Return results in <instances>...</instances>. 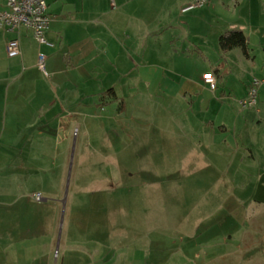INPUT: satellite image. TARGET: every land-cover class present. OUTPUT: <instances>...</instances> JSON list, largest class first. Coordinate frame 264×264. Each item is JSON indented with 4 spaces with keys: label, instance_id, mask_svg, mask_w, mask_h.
Listing matches in <instances>:
<instances>
[{
    "label": "crops",
    "instance_id": "0c3cea01",
    "mask_svg": "<svg viewBox=\"0 0 264 264\" xmlns=\"http://www.w3.org/2000/svg\"><path fill=\"white\" fill-rule=\"evenodd\" d=\"M104 1L48 0L52 24L46 35L47 44L38 43L31 30L22 29L12 34L0 31V169L20 168L28 170V176L36 165L44 171L46 167L41 165L45 164L46 150L51 151V147L56 151L63 148L65 154H69L74 143L73 134L77 132L88 139L91 148L99 149L97 147L103 145L102 148L111 149L117 140L123 139L125 148L127 146L124 144L138 134L134 133L139 128L129 124L135 122L143 125L150 137H157L162 142L163 139L167 141L166 137L172 133L177 138L175 153L190 154L191 161L200 160L205 167L225 162L226 169H230V163L234 161L238 169L246 171L253 167L261 171L251 201L264 206V155L254 140L258 134L252 131L255 121L245 111L239 112L235 108L236 102L231 100L230 93L233 90L227 81L233 75L228 56L239 48L225 54L218 46L213 50L218 57L219 53L222 56L218 68L212 64V71L203 72L202 75L191 68L190 74L185 75L192 59L197 56L209 59L205 43L186 34L191 26L189 20L181 21L177 17L175 22H164L160 11L159 15L157 12L155 17L149 19L146 3L136 6L134 2L137 0H118V6L116 0H112L115 9L108 11L104 8ZM194 1L177 0L180 14L192 12L184 13L183 9ZM233 1L241 4L239 0ZM257 1L264 4V0H254V4ZM6 3L7 0H0V11ZM13 39H18L21 54L9 57L7 46ZM248 39L249 51L254 50L251 37ZM255 43L256 47L264 50L262 42ZM41 55L48 58V78L38 68ZM247 58L254 60L255 57L249 53ZM206 74H213L217 78L220 92L218 89L212 90L205 83ZM110 90L113 92L108 93ZM243 98L245 95L240 99ZM149 105L155 111L149 119L145 114H127L134 112L128 108L130 106L139 107L143 113L142 107ZM81 143L84 144V139ZM74 147L76 149L79 144ZM155 152L163 154L166 151L156 149ZM28 153L36 155L31 167L30 163H26L28 159L25 155ZM202 154L210 156H200ZM12 175L17 179L14 172ZM34 176L38 180L36 183H41V176ZM64 177L63 172L60 180L64 181ZM129 177L131 179L133 175ZM129 182L126 186L132 185ZM199 182L211 183L205 178ZM161 185L173 186L176 183L169 180L161 182ZM245 185H242L243 189ZM117 189L114 181L108 192H104L106 200L99 201L97 197L93 200V203L97 201L99 210L106 209L109 218L111 216L108 218L111 227L115 226L112 212L118 207L124 211L126 226L130 215L141 213L132 212L130 206L128 210L126 197L114 195ZM175 191L164 193L163 200L171 204L166 215L172 216L173 223L177 225V207L181 205L185 216H192L193 206H187L186 198H179L177 189ZM45 192V195L56 197L48 200L44 196L46 200L43 203L54 206L57 224L63 199H58L54 189ZM190 199L194 201V198ZM118 201L120 206L116 207ZM228 201H231V197ZM131 203L129 201V205ZM247 211L244 205L235 214L223 210L225 216L220 225L218 220L212 221L211 217L203 216L205 213L200 211L198 215L201 218L195 220V226L191 229L193 232L180 237L183 243L188 238L189 252H184L183 246L176 249L177 253L182 251L189 258L160 259L156 253L154 258L147 259L145 252L137 254L143 251L137 248L136 243L116 244L115 236L110 235L111 243L118 250L116 257H105L98 247L83 244L78 247L89 255L87 260L70 258L74 262L64 260L63 264H69V261L72 264H260L257 260L259 256H264V232L256 230L255 225L247 226ZM143 214L153 217L155 211L146 208ZM156 214H160V211ZM236 217L245 218L246 223H237ZM126 226L123 229L125 232ZM114 246L110 250L115 249ZM214 251H217L216 255ZM173 253L176 254L175 251ZM38 261L34 259L30 264H38Z\"/></svg>",
    "mask_w": 264,
    "mask_h": 264
},
{
    "label": "rangeland",
    "instance_id": "374dc122",
    "mask_svg": "<svg viewBox=\"0 0 264 264\" xmlns=\"http://www.w3.org/2000/svg\"><path fill=\"white\" fill-rule=\"evenodd\" d=\"M176 1L137 0L134 3L136 6H143L146 3L149 13L147 18L149 19L152 16L155 17L157 12L158 15L162 12L161 19L164 22H175L177 17L181 18V21L189 20L191 22L190 28L187 27L189 32L187 31L186 34L198 42L205 43L209 59L206 60L202 56L195 57L192 62H189L190 65L187 66L188 70L184 72L185 75L190 74L191 68L201 75L203 72H211L212 64H216L215 66L218 68V62H222V56L219 53L218 57L213 50H215L214 48L218 49L219 37L224 32L238 29L251 37L254 50L250 48L249 53L255 57L254 60L247 58L241 49L234 50L228 56L233 75L227 78V81L233 90L229 92L231 100L236 102L235 108L239 112L245 111L244 113L253 117L255 122L252 131L258 133L254 140L264 155V50L254 45L255 42L264 44V4L259 1L254 4V0H246V2L239 0L241 4L233 0H212L211 2L207 0L202 7L181 15L180 9H177ZM112 3V0H105L104 8L112 11L115 9ZM116 4L118 6V0H116ZM254 79L262 82L257 87V104L255 107L243 109L238 102L240 103L241 96L245 95V99L250 96L252 90L250 85ZM216 90L220 92L219 82L216 85ZM138 97H140L139 94ZM128 108L135 113L128 112L127 114H139V116L145 114L147 119L155 113L154 107L150 105L142 107L143 113L139 107L130 106ZM129 124L136 126L139 130L135 131L134 134H138L129 143L124 144L127 146L125 148H123L124 139L117 140L111 149L102 148L103 145L97 147L99 149L91 148L88 146V139L83 138L81 132H77L76 135L73 134L74 143L69 154H65L63 148H57L56 151L54 147H51V151L50 149L46 150L44 153L45 164L41 165L46 167L44 171L38 169V165L30 171V176H28V170L20 168L0 169V200L5 201L0 202V264H30L34 259H39L36 262L38 264H63L64 260L72 261L77 258L78 260H87L89 255L87 256L85 251L78 247L83 244H89L94 248L98 247L101 255L104 254L105 257L110 255L112 258L118 255V250L111 243L110 235L115 236L116 244L136 243L137 248L143 251V253L139 251L137 254L145 252L147 259L154 258L156 253L160 259H167L166 257L185 258L187 256H184L182 251L177 253L176 249L177 246H183L184 252H189L188 238L183 243L180 241V237L188 236L193 232L191 229L195 226V220L201 218L198 215L200 211L205 213L203 216L211 217L212 221L218 220L217 223L220 225L226 212L235 214L241 206L243 208V205L249 214L247 226L255 225L256 230L260 233L264 232V206L251 201L261 171L253 167L247 168L246 171L238 169L236 162L232 160L230 169H226L227 163L225 162L215 163L214 167H205V164L200 160L191 161L190 154L177 155L175 153L177 138L172 133L166 137L167 141L163 139L162 142L157 137H150V133H147L143 125L135 124V122H129ZM83 139L84 144H80ZM77 143L79 147L73 148V145ZM156 149H163L167 153L156 154ZM25 156L28 159L26 163H30L31 167L36 155L28 153ZM200 156L210 155L202 154ZM219 167L220 169H214ZM15 170L18 171L15 172ZM13 172L17 179L13 177ZM63 172L65 173L64 181L60 180ZM34 174L41 176V183H36L38 180H35V176L32 177ZM49 174L52 176L51 178H49ZM129 175H133V177L130 179ZM204 178L213 184L199 182ZM169 180L176 185H161V182ZM114 181L118 187V191L114 195L126 197L128 210L130 206L132 212H141L139 214L134 212L135 216L132 215V217L130 215V219L127 218L126 221L127 226L124 224L122 209L118 207L116 211L112 212L115 226L111 227L108 223L109 215L106 209L99 210L97 201L93 203L94 197L100 199L99 201L106 200L107 196L104 192H108ZM127 182L132 185L126 186ZM243 184H246L244 189ZM50 189L55 190L58 199H63L60 219L57 224L56 209L52 204L43 203L46 200L44 196L48 197V200L56 198L48 194L45 195V191ZM176 189L177 196L186 198L187 206H193L192 216H185L181 205L177 207V225L173 223L172 216L166 215V210L171 204L163 200L164 193L171 194L176 192ZM41 190L44 191L41 192ZM130 190H132L131 193ZM38 194L42 196L41 201L35 200V196ZM229 197H231V201H228ZM190 198H194V201ZM74 201H76L75 204H73ZM129 201H132L131 205H129ZM117 205L120 206L119 201L116 203V207ZM21 206L23 207L21 208ZM146 208L154 209L155 216H144L143 209ZM157 208L160 214H156ZM222 209L225 210V213ZM181 216L182 221H180ZM235 221L237 223L240 221L241 224L242 222L246 223V219H241V217H236ZM125 226L128 227L127 232L123 231ZM163 229L166 231L164 232ZM111 246H114L115 249L110 250L113 248ZM171 247L174 249L167 251L164 249ZM132 248L134 249V247ZM174 251L175 255H173ZM214 253L216 255L217 251ZM163 255H166L165 258ZM71 261L69 264L74 262ZM257 261L264 264V256H259Z\"/></svg>",
    "mask_w": 264,
    "mask_h": 264
},
{
    "label": "built area",
    "instance_id": "2783aa9c",
    "mask_svg": "<svg viewBox=\"0 0 264 264\" xmlns=\"http://www.w3.org/2000/svg\"><path fill=\"white\" fill-rule=\"evenodd\" d=\"M207 0H196L183 9V12H189L202 7ZM52 24V17L49 12L48 0H7L6 6L0 11V31L7 33H17L22 29L31 30L35 40L40 44H47V32ZM7 54L9 57H16L21 54L20 43L18 39H13L8 43ZM48 58L44 55L39 59V71L44 77H49L46 69ZM206 84L210 85L212 90L216 89L217 78L213 74L204 76ZM262 84L261 81L254 79L250 88V96L240 101L243 109L255 107L257 104V87ZM35 200L41 201L42 196L38 194Z\"/></svg>",
    "mask_w": 264,
    "mask_h": 264
},
{
    "label": "trees",
    "instance_id": "16d2710c",
    "mask_svg": "<svg viewBox=\"0 0 264 264\" xmlns=\"http://www.w3.org/2000/svg\"><path fill=\"white\" fill-rule=\"evenodd\" d=\"M219 47L222 53H228L236 48L242 50L245 56H249V39L242 30H228L219 39ZM113 92L110 90L108 93Z\"/></svg>",
    "mask_w": 264,
    "mask_h": 264
}]
</instances>
